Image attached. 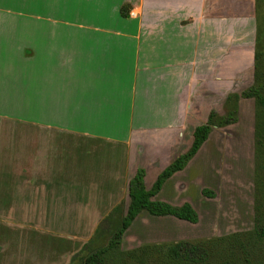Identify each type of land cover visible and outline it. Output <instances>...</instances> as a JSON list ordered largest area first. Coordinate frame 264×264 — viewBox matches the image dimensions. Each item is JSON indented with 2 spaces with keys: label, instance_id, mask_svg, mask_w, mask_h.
<instances>
[{
  "label": "crops",
  "instance_id": "crops-1",
  "mask_svg": "<svg viewBox=\"0 0 264 264\" xmlns=\"http://www.w3.org/2000/svg\"><path fill=\"white\" fill-rule=\"evenodd\" d=\"M18 2L29 11L14 9L12 26L0 19V264H69L127 207L138 168L150 189L209 112L224 114L240 92L230 83L253 74L264 0ZM230 125L153 199L182 204L177 177Z\"/></svg>",
  "mask_w": 264,
  "mask_h": 264
},
{
  "label": "rangeland",
  "instance_id": "rangeland-1",
  "mask_svg": "<svg viewBox=\"0 0 264 264\" xmlns=\"http://www.w3.org/2000/svg\"><path fill=\"white\" fill-rule=\"evenodd\" d=\"M16 2L14 5V0H0V19L5 20L7 26L13 25L14 9L29 11L28 6L19 4L18 0ZM7 10L10 13H7ZM252 29L254 51L256 48L264 61V7L259 9ZM252 81L253 74H249L244 82L233 81L230 86L235 91L241 92L251 85ZM216 106L222 111L220 103ZM253 127V99L244 98L240 102L237 121L227 128L215 130L196 160L177 177L176 180L183 185V188L180 197H175L176 202L182 200L184 202L188 198L192 200L198 213L196 223L173 217H151L141 214L124 233L122 249L131 250L146 243L192 240L251 229L254 224ZM172 189L167 190L164 195L172 198ZM202 189L209 190L212 195L203 194ZM101 226L92 244L94 248L104 247L109 237L107 224L101 223ZM48 228L53 236H62L64 232L59 226ZM40 230H44V227H40ZM30 236L40 237L42 233L38 232ZM248 248L245 252L236 249L228 253L229 250L218 247L213 249L207 261L202 263L186 259H179L180 261L175 263L162 250L148 249L145 253H140L141 261L129 257L126 262L120 261L116 264H223V262L264 264V234L254 246ZM78 252L76 251L75 254ZM86 254L87 251L82 252L72 264H84L83 258Z\"/></svg>",
  "mask_w": 264,
  "mask_h": 264
},
{
  "label": "trees",
  "instance_id": "trees-1",
  "mask_svg": "<svg viewBox=\"0 0 264 264\" xmlns=\"http://www.w3.org/2000/svg\"><path fill=\"white\" fill-rule=\"evenodd\" d=\"M122 16L128 15V6L120 8ZM241 98H251L254 103V224L246 231H235L225 235L212 236L199 239H181L160 243H146L141 247L123 250L121 247L122 237L126 230L132 225L137 216L145 211L152 216H173L190 223L198 221V213L188 202L180 205H172L168 202L153 199L162 188L164 182L175 172L183 170L191 158L207 140L214 127L221 128L233 124L238 119V103ZM224 114L211 110L205 123L195 127L193 140L184 153L176 157L156 177L150 189L144 184L145 170L138 168L129 180L127 207L124 201L117 203L109 213L102 219L101 223L107 224L109 237L104 247L94 248L95 236L100 232V224L96 227L91 238L83 244L78 253L72 256L70 263L87 251L84 256V264H116L126 262L131 258L141 261L140 253L146 250H162L171 261L175 263L181 260H190L195 263L206 262L209 254L218 247L229 250L239 249L245 252L248 247L254 246L264 234V61L262 55L255 48L253 62V81L251 85L241 92H230L224 101ZM203 194L212 195V192L202 189ZM216 251V250H215ZM226 264V262H223Z\"/></svg>",
  "mask_w": 264,
  "mask_h": 264
},
{
  "label": "built area",
  "instance_id": "built-area-1",
  "mask_svg": "<svg viewBox=\"0 0 264 264\" xmlns=\"http://www.w3.org/2000/svg\"><path fill=\"white\" fill-rule=\"evenodd\" d=\"M130 15H133V11H130Z\"/></svg>",
  "mask_w": 264,
  "mask_h": 264
}]
</instances>
